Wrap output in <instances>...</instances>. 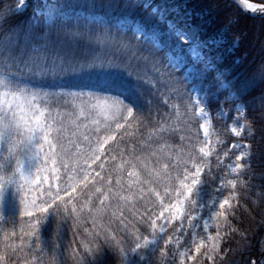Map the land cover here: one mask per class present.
Returning a JSON list of instances; mask_svg holds the SVG:
<instances>
[{
    "label": "snow or ice",
    "instance_id": "obj_1",
    "mask_svg": "<svg viewBox=\"0 0 264 264\" xmlns=\"http://www.w3.org/2000/svg\"><path fill=\"white\" fill-rule=\"evenodd\" d=\"M25 3L26 0H18V6L13 7L0 0V201L6 189L14 188L22 220L19 233L13 229L4 234L0 264H61L57 256L60 249L57 237L53 236L50 248L41 241L40 226L49 211L61 221H71V239L64 249L70 252L73 264H85L88 257L101 254L105 246L116 253L118 264H128L131 256L142 253L156 236L162 241L156 264H177V261L186 264L197 261V254L216 264L215 258L224 252L220 246L226 235L222 228L226 224L230 226L229 210L232 201L238 198V184L246 183L240 177L249 171V163L244 158L251 159L252 144L235 141L224 146L222 155L217 153V167L222 158L231 161L234 157L227 168L238 175L233 179L220 178L226 194H222L212 215L198 222L199 206L193 207L195 201L191 197L203 176L212 175L211 150L206 152L200 148L196 156L188 154L186 159H172L164 157L160 149L154 150L151 144L142 142L126 144L121 149L120 143L131 127L129 118L135 120L134 113L140 111L109 89L101 90L99 86L80 82L94 75L122 72L134 79L135 88L143 95V66L139 64L142 56L131 53L118 62L77 56L81 44L98 38L97 27L104 35L111 34L114 27L120 28L123 20L117 25L112 21L119 19L120 9H135L136 0H125L123 4L119 0L46 2L31 18L13 22V17L22 15L20 8ZM100 11L103 15L95 14ZM151 11L155 13L157 9ZM159 18L164 20L163 12ZM166 22L174 27L172 21ZM233 22L227 19L225 28ZM133 31L145 39L150 38L139 29ZM192 55L200 54L193 49ZM151 64L165 69L162 74L169 83L183 87V79L176 74V62L169 68L153 57ZM206 68V63L194 64L191 71L197 73ZM244 93L249 106L257 99L264 102V64L253 69V74L245 81ZM184 94L193 106L200 104L186 88ZM199 111L205 115L202 108ZM235 111L237 120L231 132L239 137L238 129L243 130L247 124L240 122L244 119L243 106L237 104ZM207 135L205 130L206 138ZM33 156L39 161L35 175L25 170V161ZM118 156L120 163L115 164ZM162 158L168 159V163L162 165L161 175L149 161L160 167ZM73 161L69 167V162ZM109 161L115 166L106 168ZM61 168L67 179L49 182L61 180L58 175ZM96 168L101 171L96 172ZM41 172L46 174L41 176ZM125 173L127 187L122 183ZM46 182L47 187L37 195V189ZM125 190L139 194L135 204L128 207L123 205H128L129 198L120 195ZM81 195L88 196L83 204L78 199ZM92 195L96 200H92ZM109 195L113 200L111 204L106 203ZM73 199H77V203L71 204ZM86 207L88 211L84 212ZM88 218L92 220L91 230L84 227ZM100 218L106 219V228L97 223ZM210 221L215 224V232L198 236L196 229L207 230ZM81 228L83 233L78 231ZM82 234L91 239L87 236L78 239ZM17 238L19 243L15 242ZM170 250L174 251L169 254ZM49 251L51 255L45 261ZM13 256L17 258L15 261L11 259ZM249 264H257V261H249ZM259 264H264V259Z\"/></svg>",
    "mask_w": 264,
    "mask_h": 264
},
{
    "label": "trees",
    "instance_id": "obj_2",
    "mask_svg": "<svg viewBox=\"0 0 264 264\" xmlns=\"http://www.w3.org/2000/svg\"><path fill=\"white\" fill-rule=\"evenodd\" d=\"M66 1L54 0L55 3H65ZM4 2L17 7L16 0H4ZM119 2L123 4L125 0H119ZM136 2L138 6L135 9H120L119 15L130 14L141 26L153 32H156L155 25H157L160 29L158 32L161 33L171 29L170 34H173L182 29L189 35L195 33L194 25H197L199 28L195 30L196 33L199 32L202 39H208L217 35L222 29H226L227 19L230 18L234 21L226 29L232 34L227 41V46L210 52L214 63V68L210 69V73L217 74L216 76L227 82L243 104L245 108L244 120L249 127L248 141L252 144V148L251 159L248 161L249 171L241 177V180L246 183L238 184V198L235 199L229 210L230 226L228 224V234L223 238L221 247L224 249L222 252L224 256H217L216 264H249V261L252 260L259 264L260 260L264 259V246H262V242H264V212H262L264 209V138H262V134H264V102L257 99L254 105L249 106L245 102L247 95L244 93V84L247 78L253 74V69L264 64V18L249 16L230 4L228 0H136ZM43 3H45L44 0H31L25 8L20 9L22 15L13 17V22L31 18ZM49 3H53V0H49ZM144 4H147V7H144ZM184 4L186 6L182 8L181 6ZM153 8H156L157 12L153 13L151 11ZM189 10H192L190 14L187 13ZM198 11L206 12L203 22L198 20V15H196ZM161 12L164 14V20L159 18ZM112 15L116 16L117 13ZM189 16L191 19L188 18ZM168 20L178 24L175 27H170L166 22ZM112 23L116 25L114 22ZM97 33L99 34L97 39L78 47L77 56L80 59L96 57L104 62L108 60L118 62L121 57L131 53H135L137 57H143L139 60V64L143 66V95L135 88L134 79L122 72L106 76L94 75L80 81L99 86L101 90L109 89L113 94L124 98L134 110L140 111L134 113L135 120L129 118L131 127L127 129V134L119 147L123 149L126 144L135 145L137 142H142L151 144L154 150L160 149L164 157L172 159H186L188 154L198 155L203 138L196 108L184 94V89L188 90V85L184 81L183 87L179 84L169 83L166 75L162 74L165 69L159 64L156 67L151 64L152 58L155 57L161 61V64L166 65L164 49L161 48L163 50L161 52L159 47L143 41L132 28L124 30L121 27H114L111 34L104 35L102 30L97 27ZM168 35L162 36L161 34L160 37L163 38L161 42H164ZM114 36L117 38L113 39ZM125 45L130 47H125ZM176 74L182 78L180 72L176 71ZM99 94L103 95V93ZM230 104L231 102L227 103L229 107ZM210 109L212 117L220 122L219 115L216 114L217 103L213 97L210 99ZM223 129L231 140L236 139L231 135L226 125ZM113 148L116 149V145H113ZM137 155L140 153L138 152ZM119 163L118 156L115 164ZM164 163H168V159L162 158L160 167H156L152 161H149V164L161 175ZM211 165L212 175H204L200 185V188L206 192L213 190L221 178L217 160L215 159ZM114 166L111 161L105 164L106 168ZM220 168L223 171V168ZM205 171L207 172L208 169ZM101 174L103 175V173ZM126 177L127 173L122 179L125 187H127ZM140 178L144 179V176L141 175ZM113 183H115L114 179ZM97 187H102V185H97ZM120 195L129 198L128 205H123L124 207L135 204L139 198L138 193L126 190ZM78 199L83 204L88 196L81 195ZM255 199L256 202H254ZM92 200H96L95 195H92ZM112 202V196L109 195L106 203L111 204ZM75 203H77V199L71 202V204ZM96 203L99 204V201ZM71 204L68 205L69 208H71ZM88 207L84 208V212L88 211ZM139 207L136 205V208L139 209ZM21 223L20 217L15 219L0 218V247L4 243L5 232L15 229L19 233ZM97 223L107 227L104 218L98 219ZM70 227V220L61 221L51 211L46 214L40 226L41 241L44 246L52 247L53 236L57 237L56 242L60 245L57 256L61 260V264H73L70 252H66L64 249L67 241L71 239ZM84 227L91 230L92 220L90 218L86 220ZM78 231L83 233L82 228ZM86 236L87 234H82L78 239H84ZM87 238L91 239L90 236ZM15 242L19 243V239L17 238ZM50 255L49 251L45 256V261ZM11 259L15 261L17 258L13 256ZM85 264H118V257L116 253L105 246L101 254L96 257H88Z\"/></svg>",
    "mask_w": 264,
    "mask_h": 264
},
{
    "label": "rangeland",
    "instance_id": "obj_3",
    "mask_svg": "<svg viewBox=\"0 0 264 264\" xmlns=\"http://www.w3.org/2000/svg\"><path fill=\"white\" fill-rule=\"evenodd\" d=\"M17 6H18V0ZM31 0H26L25 5L20 8H25L28 3ZM45 3H49V0H44ZM54 2V0H53ZM71 2V0H67L65 3ZM192 11H188V14H190ZM99 15H103V12L100 11L98 13ZM206 14L205 11L198 13V18H202L200 22H203V17ZM87 15V13H86ZM188 18L191 19V16ZM123 20L124 24L121 26L122 29L127 30L129 28L132 29H139L142 33L150 37L149 39H145L143 35H138L142 38L145 42H150L154 44L155 46L159 47L160 49H164V62L166 65L170 67L173 66V64L176 62L177 67L176 71H181L182 77L184 78V82L186 85L190 86V92L192 94L193 99H197L200 101V104L196 106V111L201 119V131H202V145L201 148H204V150L212 152V156L210 159V162L212 163L216 159L217 153H220L222 155V152L224 150L225 145H230L235 141L242 142L244 144H249L248 141L249 137V127H245L243 130L238 129L240 131V136H236L235 133L231 132V127L233 126L234 122L237 120V114L234 113V105L236 102L234 101L237 97L236 92L229 87V85L222 81V79L219 76L216 75H209L210 69L212 68V56L210 54L211 50H217V48H224L227 46L228 39L232 36L231 33L227 32L226 30L219 31L217 35H213L214 37L208 38V39H202L201 34L199 32L196 33V29L199 28V26L194 25L195 33L187 34L182 29H179L178 32L175 31V33L170 34V30H165L162 33L158 32L160 31L159 26L155 25L156 32H153L151 30H148L146 27H143L140 25L138 21L134 20V17H132L130 14H121L119 15V19H114L112 22H114L116 25L119 24V21ZM174 24V27L176 24H178L175 21H172ZM173 31V32H174ZM137 34V33H136ZM164 34H169L168 37L163 41V38L160 37ZM177 36V37H176ZM165 38V37H164ZM193 49H196L198 53L200 54L198 57H193L192 52ZM207 64L206 70L202 72L194 73L191 71V68L194 64L199 66L200 64ZM87 90V89H86ZM214 95L215 99H217V109L216 114L219 115V121L216 119H213L212 112L209 105V96ZM227 99H231V102L234 104H230V107L227 108L225 106V102ZM241 104V103H239ZM242 105V104H241ZM243 106V105H242ZM199 108H202L205 115H201V112L199 111ZM245 116V109L243 106V117ZM240 122L246 123L244 119H242ZM224 125L228 127V130L231 132V135L235 137V140H231L229 136L226 134V131L224 128ZM205 130H207V138L205 137ZM247 162L249 159L247 157L244 158ZM234 162V157L232 160H228L227 158H222L219 163V171L220 175L223 178L226 179H233L237 177V173H233L231 169L227 168L228 163ZM39 161L33 156L32 158L25 161V170L26 171H33V175H35V168L38 165ZM73 162H69L68 166L71 167ZM249 163V162H248ZM50 165V162H49ZM57 167L59 168L60 165L57 164ZM223 168V171L221 168ZM99 168H96L95 171H98ZM206 170V169H205ZM63 169L61 168L58 175L61 177L60 181H52L49 182H62L64 179H67L63 175ZM46 173L41 172V176L45 175ZM94 174V173H93ZM91 179V177L89 178ZM241 179V177H240ZM37 183H39V180H37ZM202 184V180L200 183L197 184L194 192L192 193V200L195 201V204L193 207L199 206V216L196 217V220L199 222L202 219L209 218L212 213L215 211L216 206L218 207V200L222 196L223 193V187L218 183V185L215 186L213 190H210L208 192L204 191L200 188V185ZM47 187V182L41 186V188L37 189V195L40 194L43 188ZM79 186L77 187V191L79 192ZM258 198H260L258 196ZM74 200V199H73ZM72 200V201H73ZM252 201V200H251ZM257 200L255 199L254 202ZM235 199L232 201V205L234 204ZM19 197L18 194L15 192V189L12 187H9L5 191V195L2 201H0V218L2 219H15L19 218ZM202 223V221H201ZM228 224L224 225L222 228V231L227 235ZM198 236H206L208 232H215V224L210 221V226L207 230L204 229H196ZM170 234L173 236L175 235L174 232L170 231ZM225 235V236H226ZM161 237L156 236L154 239L150 240L148 244L143 249L142 253H136L133 254L128 262V264H156V259L159 255V247L161 244ZM223 239L220 242V246L222 247ZM170 250L169 254H171ZM220 256H224L223 253H221ZM160 259H163V257H160ZM216 259V258H215ZM177 264H179V261H177ZM186 264H211L206 258L199 256L197 254V261H188Z\"/></svg>",
    "mask_w": 264,
    "mask_h": 264
},
{
    "label": "water",
    "instance_id": "obj_4",
    "mask_svg": "<svg viewBox=\"0 0 264 264\" xmlns=\"http://www.w3.org/2000/svg\"><path fill=\"white\" fill-rule=\"evenodd\" d=\"M235 1L242 9H244L246 12L255 15V16H261L264 15V5H257L250 3L247 1V3L244 2V0H233Z\"/></svg>",
    "mask_w": 264,
    "mask_h": 264
}]
</instances>
